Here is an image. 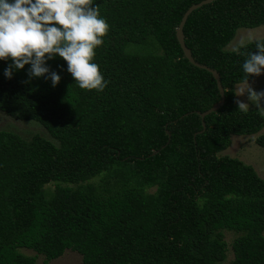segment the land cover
Here are the masks:
<instances>
[{
    "label": "trees",
    "instance_id": "obj_1",
    "mask_svg": "<svg viewBox=\"0 0 264 264\" xmlns=\"http://www.w3.org/2000/svg\"><path fill=\"white\" fill-rule=\"evenodd\" d=\"M202 1L92 0L110 25L93 57L109 81L102 92L82 90L59 56L47 62L56 87L28 82L30 65L8 79L12 61H0V111L53 139L0 131V264H49L68 250L84 264H219L225 230L239 234L231 264H264V178L220 155L232 136L264 129L256 109L234 103L258 40L226 50L240 28L264 26V0H217L187 20L186 45L218 71L226 97L200 134L198 112L221 97L176 31ZM256 143L264 148V133Z\"/></svg>",
    "mask_w": 264,
    "mask_h": 264
},
{
    "label": "clouds",
    "instance_id": "obj_2",
    "mask_svg": "<svg viewBox=\"0 0 264 264\" xmlns=\"http://www.w3.org/2000/svg\"><path fill=\"white\" fill-rule=\"evenodd\" d=\"M109 30L110 25L92 0H0V61H12L4 76L11 79L14 70L30 65L28 82L46 77L56 87L61 77L47 62L59 56L82 90L102 92L109 81L93 57ZM255 43L256 50L245 53V75L235 85L234 103L242 113H248L254 105L256 113L264 117V90L256 91L249 83L250 77L264 74V41ZM244 96L248 102L239 99Z\"/></svg>",
    "mask_w": 264,
    "mask_h": 264
},
{
    "label": "rangeland",
    "instance_id": "obj_3",
    "mask_svg": "<svg viewBox=\"0 0 264 264\" xmlns=\"http://www.w3.org/2000/svg\"><path fill=\"white\" fill-rule=\"evenodd\" d=\"M264 38V26L258 28H240L234 38V40L226 47V50L234 51L240 46L247 44L252 41H256ZM256 91L264 90V74L256 77L254 80L249 82ZM237 98V97H236ZM239 99L248 102L246 96L239 97ZM264 103V102H262ZM250 109H255L252 105ZM0 131H9L16 133L24 139H31L35 134L53 140L48 131L38 122L35 121H21L16 120L6 113L0 111ZM264 133L261 131L259 134L253 136H232V145L229 149L222 152L220 155H229L233 158H238L248 165L255 168L258 175L264 178V148L258 146L256 139L258 136ZM48 191L54 190V184H50L47 187ZM225 241L228 244L227 259L219 264H231L234 259V253L232 250V244L234 240L239 236L238 233L232 231H224ZM21 252L26 256H34L36 253L33 250L21 249ZM37 264H45L44 257L38 256ZM49 264H84L81 255L71 250L56 259L51 261Z\"/></svg>",
    "mask_w": 264,
    "mask_h": 264
},
{
    "label": "water",
    "instance_id": "obj_4",
    "mask_svg": "<svg viewBox=\"0 0 264 264\" xmlns=\"http://www.w3.org/2000/svg\"><path fill=\"white\" fill-rule=\"evenodd\" d=\"M215 1H217V0H203L200 3L191 6L186 11V13L184 14V16L182 18V21H181V23H180V25H179V27L177 28V31H176V37H177V39H178V41L180 43V46H181V48H182V50L184 52L185 57L195 67L203 69V70H206V71H208L209 73H211L213 75L214 79L216 80V83H217V86H218V89H219V93H220V97H221L219 102L216 103L212 108L208 109L207 111H205L203 113L198 112V114L202 118V125H203L202 131L199 132L200 134L204 133V131L206 130L205 117L210 115V114H212V113L217 112L225 104V101H226L225 89H224V87L222 85L221 77H220V74L218 73V71H216L215 69H213V68H211V67H209L207 65L200 64L194 59L191 49L186 45L184 27H185V25L187 23V20H188L189 16L194 11L202 8L205 5L211 4V3L215 2ZM169 136H170V134H169ZM156 153H158V151L155 152L154 154H156Z\"/></svg>",
    "mask_w": 264,
    "mask_h": 264
}]
</instances>
